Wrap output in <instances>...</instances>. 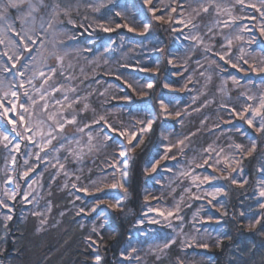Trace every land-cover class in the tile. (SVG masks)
I'll list each match as a JSON object with an SVG mask.
<instances>
[{"label":"rangeland","instance_id":"374dc122","mask_svg":"<svg viewBox=\"0 0 264 264\" xmlns=\"http://www.w3.org/2000/svg\"><path fill=\"white\" fill-rule=\"evenodd\" d=\"M100 2L101 0H83L79 12L72 13V19L76 21V26L73 27L71 24H65V29L74 33L76 37L74 40L69 41V44L72 48L80 50L79 52H73L68 58V61L75 68V75L79 77V79L73 81V84L77 86L79 95L87 97L84 102L90 106L87 111L91 115L83 117L80 114L79 119L89 123L100 116H104L108 122L110 115L104 113L110 112L112 114L115 108L113 107L114 105H129L133 100L132 95L141 98L145 97L150 90L146 85L149 83L153 85V77L161 66L160 53L167 46L166 43L157 37H148L147 33L141 34L143 28L140 25L142 22L148 23V19L142 12L136 9L133 1L112 0L109 3L108 0H103L105 6L95 12L87 7L88 3H92L95 6ZM227 2L228 0H225V3ZM232 2L234 3V0ZM247 2H257V0H247ZM153 4L158 9L157 15H160L161 11H164L166 19L168 16L173 18L171 26L164 23L169 27L170 33L174 35L172 43L169 44L170 48L167 59L169 60L170 58L169 53H174L175 58H173L172 64L168 62L167 64L172 76L177 78L183 76V79L177 88H169L170 94L174 95H166L164 97L166 103L169 104V112L173 113V115L168 117L163 116V118L169 124L175 122L177 129L173 130L171 128L172 130L168 131L164 126L160 131L162 143L156 150V155L150 160H159L160 163L155 173L151 169L148 170L150 182L145 187V211L143 217L137 222L136 228L129 235L126 244L122 247L118 264H149L155 260H165L167 264H177L178 258L182 259L184 264H201L205 259L208 260V248L205 249L196 245L186 247L185 242L191 243L193 238H195L196 241L208 243L210 246V242H218L224 237L225 230L223 225H220V214L224 206L223 199L225 192L217 195L211 204L208 201L212 197L207 195V193L214 192L216 188L220 187L225 189L227 180H224L222 177L228 173L213 172L207 166L197 167L196 165L197 163H202V157L207 155L203 150L211 145L217 151L221 147L225 149L220 157H216L213 153L212 162L220 158L222 161L220 167H222L223 156L233 154V149H230L228 146L239 144L231 137V132L236 130H228L222 134H216V137H212L209 142L202 146L198 144V146L192 145L190 147L188 140H186L185 144L187 147L184 148L183 154L178 150V147H173L172 151L167 154L168 159H163L162 157L168 145H176L178 140L186 137L184 130L190 123V112L199 111L208 102L207 105H215L218 110L226 108L230 115L233 108L239 110L247 103H254V101H247L244 96H241V93L259 97L260 93L264 92V74L240 71L232 68L230 64L224 66L223 69L217 68L211 61L216 60L219 62V58L215 53L221 52L222 49L218 43H210L207 38H205V44L212 47V51L206 52L204 45L193 47L194 42L185 39V36L189 34V29L175 23L176 20L184 19L188 15L189 9L185 4V0H159V2L158 0H153ZM181 5H183V8ZM150 7L151 5H147L148 9ZM172 7L177 9L175 13L171 12L170 9ZM105 8L108 9L106 10ZM117 11L121 12L122 15L116 16L115 13ZM231 14L238 18L236 20L237 25L241 28L246 26L248 29H251L250 31L224 29L225 33L235 35L238 32L239 35L244 37V40H234L231 49L233 59L241 55L239 49L243 47L245 52L250 54L245 56L246 59H249L250 63H252V57L259 61L264 56V51H262L264 50V36H261L259 31L261 27L260 14L251 8H244L242 10L240 5H235L231 9ZM251 16H255L256 19H251ZM215 18L221 20L229 19L227 14H222ZM213 19L214 17L208 16L205 18V22H210ZM81 24L84 27H80ZM97 24H104L105 27H110L114 30L105 32L102 28L97 27ZM117 24L121 26L117 28ZM125 24L136 28V30L128 31L124 27ZM97 32L106 34L105 41L99 46L95 44L96 38H98L96 37ZM248 40H253L254 42L248 44ZM50 62L54 63V61ZM220 63L222 64L223 62ZM141 68L145 70L141 71ZM81 69H83V73H81ZM232 76H236L240 81L239 86L233 84L231 80ZM209 77H211V80H209ZM125 81L133 84L134 88L142 90L145 94L140 95L139 90L133 91ZM185 93L186 96L184 98L179 97ZM125 96H130L131 99H123ZM228 97L229 101L226 105L224 98L227 99ZM112 103L114 104L112 108L110 107L109 111L103 112L104 106L109 107ZM5 104L6 106H10L7 105V101H5ZM102 105L104 106L101 108ZM78 107H82V105ZM125 109L128 110V108ZM177 111L181 113L180 117L175 116V112ZM220 112L223 113V111ZM184 113L186 117L188 115V119L182 118ZM231 116L237 117L240 120L238 116ZM141 119L145 120L143 114L141 118L132 119V122L128 125L125 122L124 124L120 123L121 125L110 124L117 128H120L122 125L130 128L131 125L136 124L137 120ZM102 127H106L103 122L93 125V134L98 132ZM141 127L143 125L136 124L135 130L139 133ZM0 128L10 130L11 125H7V122L0 118ZM72 128L73 130L68 133L69 135L75 131L73 126ZM231 128L241 129L239 135L243 136L247 134L244 123H237ZM250 130L252 133H256L255 128H251ZM107 131L111 135V138L114 139V145L117 148L123 137H119L118 133L112 132L111 129ZM8 134L10 138L14 135L10 131ZM5 143V141L0 139V199H5L10 205V209L0 208V225L8 221L5 219V216L9 214L12 216L16 208L19 209L18 214L21 221H26L30 217L34 218L37 232H42L59 225L64 213L60 214L57 219L52 215V201L49 195L52 187L57 188L59 192L64 194L67 199L68 211L74 215L81 216V227H86L89 230L88 236H91L93 233V227L99 228L102 221L106 220L108 212L113 210L112 208H108L107 205H101L96 212H92L91 208L98 199H106L115 203V198H119L121 207L125 196L123 189L105 188L103 192H95L92 188H89V192L79 190L89 186L90 179L94 180L97 178L100 170L106 168V161L112 160L114 155L118 153V148L114 154L108 153L105 155V148L101 146L98 151L85 157L83 161L69 160L65 162V170L69 173L67 176L64 174L65 170H60L59 174H57L58 166L53 168L46 162L36 161L35 157L32 156L29 159V163L33 165L38 164L39 167H36L35 171L30 173L29 177L26 178V182L19 179L21 172L25 170L22 167L24 159L22 153L25 151L24 144L21 143V152L16 153L12 150V145H9L6 149L3 146ZM126 143L127 141L124 140V144ZM100 144L103 145L101 142ZM33 151H36V149H33ZM11 155L16 156L15 164L11 161ZM173 156L175 159L171 158ZM240 157L236 155L235 158L240 160ZM87 159L89 160L88 162H86ZM62 162L64 161L62 160ZM52 163H55V161H52ZM232 166L236 167L235 164ZM122 170H126V165ZM107 171L111 173L112 169L107 168ZM185 171L191 172L193 176L216 175L221 178L213 180L210 184H200L199 181H193L191 177L181 175ZM229 172H231V169H229ZM231 174L238 181L245 180L242 170ZM6 176L13 177L11 185L4 183ZM77 176L80 177L79 180L76 179ZM124 180L126 181V187L127 178L124 177ZM32 181L36 182L32 183ZM17 182L20 185L19 189H16ZM109 182H111V176H109ZM29 184L32 185L31 188L28 187ZM73 184L76 187H73ZM5 189L16 190V200L13 201L5 197L3 195ZM186 189H190V191H186ZM25 193H30L29 201L31 203L22 201V196ZM196 196H200L201 199H195ZM257 199L258 187L255 194V204L253 205L254 213L247 217V225L250 224L258 213L264 214V209L259 208ZM177 204L180 205L181 210L179 215L183 217V221L181 222L175 220L174 217H169L168 219L172 222L173 228L168 227V221L159 216L157 212L147 211L149 207H153L166 212L174 210ZM81 208L84 209L83 212L80 211ZM33 212H38L42 215H33ZM41 219H44L46 223L41 225ZM151 220H158L159 223H151ZM196 229H199V232ZM172 238L176 240L174 244H171L169 248L163 251L158 250V246L162 248L164 242ZM132 247H135L137 252L131 253V255L132 257L138 255L140 257L139 261L134 258L124 259L121 256V253L126 250L130 252ZM171 248L175 251L173 256L170 255ZM158 256L159 259H157Z\"/></svg>","mask_w":264,"mask_h":264},{"label":"snow or ice","instance_id":"6c2138e0","mask_svg":"<svg viewBox=\"0 0 264 264\" xmlns=\"http://www.w3.org/2000/svg\"><path fill=\"white\" fill-rule=\"evenodd\" d=\"M109 3L112 0H108ZM159 2V0H158ZM83 0H0V118L7 122V125H11V129L0 128V139L6 143L3 145L6 149L9 145H12V150L16 153L21 152V143L24 144L25 151L22 153L23 170L19 176L20 180H26L30 173L34 172L38 164H30L29 159L34 156L36 161L46 162L53 168L58 166L57 174L60 170H65V162L83 161L85 157L89 156L95 151L99 150V147H106L107 144H100V140L107 142L111 140V135L108 133V129L112 132L118 133L119 137H123V140L117 145L118 153L114 155V158L110 161H106V168L100 170V174L96 179L91 180L87 187L79 189L84 192H89V188L95 190V192H103L105 188L109 189H123L127 194V188L125 187L126 181L124 177L127 176V171L122 170L127 160L132 157L130 153L135 152L136 148L143 143V133L147 131L150 126V120H137L136 124L143 125L139 129V133L135 130L136 124L131 125L130 128H126L123 125L120 128L107 122L104 116H100L98 119H93L91 123L82 121L79 116L82 112L89 109V104L84 101L87 97L79 95L78 88L73 84V81L79 79L75 75V68L73 64L68 61V58L73 52H79V49H74L69 44V41L74 40L75 34L65 29V24H71L76 26V21L72 19L73 12H79V8ZM144 3L151 5L148 9L152 13V16L157 22L169 24L171 26L173 18L168 16L165 18L166 13L161 11L160 15H157L158 9L153 4V0H144ZM185 4L189 9L188 15L184 19L176 20L175 23L183 25L184 28L189 29V34L185 36L186 40L193 41V47L197 45H204L205 51H212V47L205 44V38L211 43L216 42L222 49L221 52H216L219 62L212 60L211 63L215 64L217 68L223 69L226 65H231L232 68L240 71H250L252 73L264 74V56L259 61L252 57V63L245 56L250 55L246 53L244 48L241 47L239 52L241 55L235 59L232 57L231 49L234 40H244V37L239 35L238 32L235 35L225 33L224 29H230L235 31H250L246 26L241 28L236 24L237 17L231 14V9L235 5H240L241 9L251 8L255 12L260 14L261 27L259 29L260 35L264 36V0H257V2H247V0H185ZM105 4L103 0L97 5L88 3L87 7L91 8L94 12L99 11ZM183 8V5H181ZM172 13H175L177 9L172 7ZM222 14H227L228 20H221L215 17H219ZM116 16H121V12L117 11ZM208 16L214 17L210 22H205V18ZM251 19H256L255 16H251ZM86 19V17H85ZM121 25L117 24L119 28ZM143 32L146 34L150 31L149 23H141ZM80 27H84L83 24ZM91 27V25H89ZM105 32L113 31L110 27H105L104 24H97ZM124 27L128 31H135L136 28L129 27L125 24ZM253 40H248L247 43H253ZM214 46V45H213ZM264 51V50H262ZM168 63H173L175 58L174 53H169ZM50 61H54L51 63ZM68 61V62H66ZM220 62H223L222 64ZM197 63H199L197 61ZM127 67V65H125ZM141 71L145 69L141 68ZM83 73V69L80 70ZM211 80V77H209ZM231 80L234 85L239 86L240 81L236 76H232ZM82 82V81H81ZM129 88L133 91H138L140 95L145 93L134 88L133 84L125 81ZM146 87L151 89L153 85L147 84ZM164 88H169L170 85L165 83ZM142 89V86H141ZM71 94V95H70ZM91 95V93H89ZM103 95V94H101ZM247 101H254V103H247L239 110L233 108L230 115L238 116L249 129L255 128L256 133H264V92H261L259 97L253 95H247L241 93ZM125 100H130V96L123 97ZM5 101H7L6 106ZM160 113L159 115L168 117L173 115L169 112V104L163 98L158 100ZM82 105V107H78ZM141 111H148V109H141ZM11 114V115H10ZM176 117H180L179 111L175 112ZM103 124L106 127H102L98 132L93 134L92 127L95 124ZM230 122V121H229ZM203 123V122H202ZM73 126L75 131L69 135L66 132L67 126ZM9 131L14 134L12 138L8 134ZM237 132L241 129L237 128ZM194 135V133H193ZM189 137L180 139L176 145H168L165 149L163 159H168V153L172 151L173 147H178L181 154L184 153V148L187 147L185 141ZM124 140L127 141L124 144ZM94 141H96L94 143ZM233 149L232 155L223 156V166L221 165V159L217 158L213 161V153L216 157H220L221 153H224V148H216L209 145L208 148L203 151L207 154L202 157V163H197V167L207 166L211 168L213 172L219 171L220 173H228L223 175L224 180H230L231 184L239 185L243 187L247 183V180L238 181L231 173L241 171L240 165L242 159L237 160L236 155L242 158L251 156L257 149V143L255 138H251L250 147H245L242 144H235L228 146ZM36 149V151H33ZM87 149V151H85ZM43 153V155H41ZM127 159H123V158ZM175 159V157H171ZM62 160L64 162H62ZM11 161L16 163V156L11 155ZM55 161V163H52ZM159 160H153L146 164L144 171L147 173L149 169L153 173L157 171L159 166ZM235 164L236 167L232 165ZM107 168H111L112 172L109 173ZM231 169V172H229ZM260 174L258 181V199L257 203L260 209H264V165H261L257 169ZM119 173V175H117ZM64 174L67 176L69 173L65 170ZM181 175L191 177L193 181H199L200 184L211 183L213 180L220 179V176L216 175H204L193 176L191 172L185 171ZM109 176H111V182H109ZM80 179L79 176L76 177ZM13 182L12 176H6L5 184L11 185ZM36 181H32L35 183ZM31 184L28 185L31 188ZM73 187H76L73 184ZM20 185L16 183V189H19ZM190 191V189H186ZM226 190L223 187L216 188L214 192H209L207 195L212 199L208 201L209 204L216 199V196ZM3 195L10 200H16L17 192L14 189H5ZM30 193H25L22 196L23 202L29 201ZM195 199H201L200 196H196ZM115 203L106 199H98L91 208L92 212H96L101 205H107L108 208L118 209L120 207L119 198H115ZM0 208L10 209V205L5 199H0ZM180 205L177 204L174 210L161 211L159 208L149 207L148 212H157L159 216L168 221V227L173 228L172 222L168 219L174 217L175 220L183 221V217L179 215ZM84 211L83 208L80 210ZM33 215H42L38 212H33ZM244 215L243 212L240 213ZM6 220H11L12 216L6 215ZM211 219V217H209ZM264 221V214L258 213L257 216L250 222L249 227L255 228L256 225L262 224ZM151 223H159L158 220H151ZM41 225L46 223L44 219L40 221ZM142 223V221H141ZM6 226V225H5ZM104 225L101 224L102 228ZM182 228V224H181ZM175 230V229H174ZM39 231V229H38ZM93 233H96L98 240L102 241L103 237L96 227L92 229ZM199 232V229H196ZM89 246L96 245L98 240H94L92 236L87 238ZM176 242L175 238L165 241L162 248L159 251H163ZM186 247H193L194 245L201 248H208V243H202L196 241L193 238L191 243L185 242ZM219 246V241L217 242ZM135 247L131 248V251L127 250L121 253L124 259H136L140 260L137 255L132 257L131 253H136ZM159 259V256L157 257ZM177 264H184L182 259L177 260Z\"/></svg>","mask_w":264,"mask_h":264},{"label":"trees","instance_id":"16d2710c","mask_svg":"<svg viewBox=\"0 0 264 264\" xmlns=\"http://www.w3.org/2000/svg\"><path fill=\"white\" fill-rule=\"evenodd\" d=\"M130 1H133L136 9L148 19L150 31L147 36L157 37L167 46L160 53L161 66L153 77V87L145 97L132 95L133 100L129 105L120 106L112 103L109 107L104 106L105 104L101 106V108L104 106L103 112L109 111L113 105L115 107L112 114L104 113L110 115L108 123L121 125L120 123L125 122L128 125L132 119L141 118L142 114L145 120L151 121L147 131L144 132L143 143L136 148L135 152L130 153L132 158L127 160L126 188L128 191L122 200V205L119 209L110 210L106 220L101 223L104 226L97 228L103 237L102 241L98 240L96 233H92V238L98 240V243L89 246L87 240L89 230L81 227V216L69 212L64 194L52 187L49 194L52 201V215L57 219L64 213L61 223L54 228L37 232L34 218L30 217L26 221H21L19 209L16 208L12 219L0 225V264H118L122 247L136 228L137 222L143 217L146 206L145 187L150 182L148 172L144 171L145 166L156 155V150L162 143L161 129L164 126L168 131L172 130L171 128L177 129L175 122L169 124L163 116L159 115L158 100L164 99L166 95H174L170 94L169 88H177L183 76L177 78L169 72L167 64L169 44L174 39L169 27L154 19L144 0ZM96 37L98 38L95 44L99 46L105 41L106 34L97 32ZM165 83L170 87L164 88ZM185 96L186 93L179 97ZM228 101L229 97L224 98L225 104ZM207 103L199 111L189 113L190 123L185 127L184 133L189 137L190 147L198 146V144L202 146L212 137H216V134L236 130L231 127L237 123H243L237 117L229 115L226 108L218 110L215 105H207ZM141 109H148V111H141ZM81 114L83 117L91 115L89 111ZM182 116L183 119H188L185 113ZM244 127L246 135L242 136L239 132L233 131L231 137L245 147H250L251 138L256 139V151L247 158L240 157L242 159L240 166L247 183L240 187L231 184L230 180L226 181L224 206L220 214V225H223L225 235L219 240V246L215 241L210 242L211 245L207 250L208 260L205 259L201 264H264V221L255 228H250L246 224L247 217L254 213L253 205L260 179L257 169L264 165V133H252L245 124ZM71 130H73L72 126H67L66 132L69 133ZM100 142L107 144L104 147L105 155L114 154L117 151L114 139L111 138L107 142L101 139ZM88 161L87 159L86 162ZM241 212L244 213L243 216L240 215ZM170 251V255L173 256L174 249L171 248ZM149 264H167V262L155 260Z\"/></svg>","mask_w":264,"mask_h":264}]
</instances>
